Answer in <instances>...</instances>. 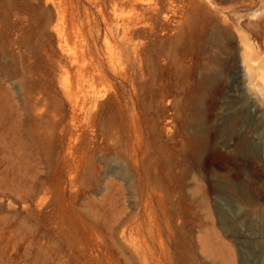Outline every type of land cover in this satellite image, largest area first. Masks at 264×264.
Wrapping results in <instances>:
<instances>
[{
  "label": "rangeland",
  "instance_id": "1",
  "mask_svg": "<svg viewBox=\"0 0 264 264\" xmlns=\"http://www.w3.org/2000/svg\"><path fill=\"white\" fill-rule=\"evenodd\" d=\"M93 1L0 0V264H264V0Z\"/></svg>",
  "mask_w": 264,
  "mask_h": 264
},
{
  "label": "bare ground",
  "instance_id": "2",
  "mask_svg": "<svg viewBox=\"0 0 264 264\" xmlns=\"http://www.w3.org/2000/svg\"><path fill=\"white\" fill-rule=\"evenodd\" d=\"M91 2L93 1V0H90ZM205 2L204 3H206V5L207 6H209L208 4H209V0H204ZM94 2V1H93ZM92 2V3H93ZM97 2V1H96ZM100 2V1H99ZM138 2H140V0L138 1V0H132V1H130V0H108V4H109V7H107L108 9H109V11H112V9L113 8H116V11H117V13H118V15H119V11H121L122 12V9L121 10H117L118 9V7H116L117 5H120V6H122V5H125V7H126V5L128 4V5H130V9L132 8V10L134 11V13H135V17H130L129 15V17L127 16V14H126V17H128V18H125V16H124V18H122V16H121V18H118V20H117V22L116 23H118L119 22V24H120V26L122 27L121 29H122V34H125L126 35V37L128 36L127 34H129V36L135 31L136 32V30H134V28H136V26L137 25H140L139 26V30L140 31H145L144 29H143V27L142 26H144L145 25V23L146 24H149L150 23V30H147L146 31V34H147V32L149 33V34H151V31H154V29L156 28L155 26H154V22H153V20H154V18L156 17V15H160L161 13H162V10L164 9L162 6H159L158 5V7L156 6V9H154L152 12L150 11H146L147 9H144V7H139L140 5H138L139 3ZM141 2H142V0H141ZM252 2V1H251ZM101 3V2H100ZM143 3V2H142ZM106 4H107V2H106ZM107 4V5H108ZM110 4H111V6H110ZM98 5H99V3H98ZM97 5V6H98ZM105 5V4H104ZM151 6H153V5H151ZM192 7H187V8H189V10L186 12V14L191 18L190 20L192 21V19L193 20H195L196 18H198V17H195V16H199V12L198 11H200L199 10V7H194L193 6V4L191 5ZM101 7H102V5H101ZM110 7L112 8L111 10H110ZM145 7H147V6H145ZM137 8H139L140 10H138ZM211 8V7H210ZM99 9H100V7H99ZM104 9V8H103ZM214 9V8H213ZM106 11V10H105ZM131 11V10H130ZM237 11V10H236ZM112 12H114V11H112ZM100 13V12H99ZM111 13V12H110ZM123 13V12H122ZM128 13V12H127ZM101 14V13H100ZM125 14V13H124ZM129 14H130V12H129ZM163 14H165V13H163ZM162 14V15H163ZM169 14V13H168ZM101 15H103V14H101ZM110 15V14H109ZM111 18H112V16H110ZM110 18V19H111ZM109 19V18H108ZM107 20V19H106ZM228 20V19H227ZM233 20H234V18H233ZM225 21H226V18H225ZM108 22V21H107ZM110 23V22H109ZM115 25V24H114ZM117 25V24H116ZM168 25V24H167ZM195 25H197V24H193V26H195ZM238 25H239V23H238ZM118 26V25H117ZM146 28V27H145ZM236 28V27H235ZM119 29V28H118ZM120 30V29H119ZM138 30V29H137ZM138 30V31H139ZM118 31V30H117ZM228 31H229V26L228 25H224V28L222 29V33H223V36H225V37H227L225 40H227L225 43H222V45L220 46V48H219V50L224 54V59H221L220 60V65L225 69V70H229V68H231L232 67V64H234L233 63V60H235L234 58V55L233 54H230L229 53V45L231 44V41L233 40V38H232V34L230 33H228ZM110 32V31H109ZM120 32V31H119ZM134 32V33H135ZM240 32V31H239ZM140 33H142V32H140ZM110 34V33H109ZM117 34V33H116ZM178 34V33H177ZM124 35V36H125ZM140 35H142V34H140ZM143 35H144V33H143ZM238 35H240L239 33H238ZM133 36H134V34H133ZM139 36V35H138ZM144 36H147V35H144ZM106 37V36H105ZM112 37V36H111ZM131 37V36H130ZM140 37V36H139ZM178 37V36H177ZM181 37V36H180ZM240 37V40H241V36H239ZM113 38V37H112ZM124 38V37H123ZM132 38V37H131ZM135 38V37H134ZM141 38V37H140ZM145 38V37H144ZM107 39V38H106ZM128 39V38H127ZM133 39V38H132ZM175 39V38H174ZM177 39V38H176ZM179 39V38H178ZM124 40V39H123ZM134 40V39H133ZM108 41V40H107ZM131 41V40H130ZM182 41V40H181ZM129 42V41H128ZM133 42V41H132ZM140 42V41H139ZM243 43V42H242ZM119 44V43H118ZM134 44V43H133ZM210 44H213V45H217V42L215 41V39H210ZM245 45H246V43H244ZM132 44H130V46H131ZM109 46V45H108ZM134 46V45H133ZM110 47V46H109ZM109 47H107V48H109ZM132 47V46H131ZM216 47V46H215ZM111 48V47H110ZM116 48V47H115ZM124 48V47H123ZM217 48V49H218ZM246 48H249V44H248V46L246 47ZM246 48H244V49H246ZM118 49V48H117ZM251 49V51H253L252 50V48H250ZM108 51H111V50H109V49H107ZM126 50V49H125ZM137 50H138V48H137ZM141 50V49H140ZM134 51V50H133ZM254 52V51H253ZM251 53L250 52V50L248 49L247 50V52H246V50H244L243 51V53L241 52L240 53V56H241V61H242V64H243V68L246 70V71H248L249 72V75L251 74L252 76H251V79H252V85L253 86H259V84H260V80L262 79V82L264 81V76H262V72H263V70H262V68H263V65H264V56L263 55H261L259 52H256L255 51V53ZM264 52V51H263ZM112 53H113V51H112ZM111 52L109 53L110 54V56H111V54H112ZM139 53V52H138ZM141 53V52H140ZM233 53V52H232ZM249 53H251V54H249ZM142 54V53H141ZM218 54V53H217ZM263 54V53H262ZM113 55V54H112ZM233 55V56H232ZM133 56V55H132ZM214 56H217V55H214ZM113 57V56H112ZM133 57H135V56H133ZM141 57V56H140ZM134 59V58H133ZM136 59V58H135ZM143 59V58H142ZM113 60V59H112ZM212 62V61H211ZM84 63V62H83ZM92 63V62H91ZM94 65H96V63L94 64ZM235 65V64H234ZM101 66V65H100ZM110 66V65H109ZM242 66V65H241ZM83 68H85V66L83 67ZM96 68V67H95ZM98 68H100V67H98ZM114 68V67H113ZM112 68V69H113ZM142 68V67H141ZM101 69V68H100ZM143 69V68H142ZM237 69H238V67H237ZM85 70V69H84ZM94 70V69H93ZM98 70V69H97ZM110 70V69H109ZM242 70V69H241ZM103 71V70H102ZM110 71H112V70H110ZM109 71V72H110ZM121 71V70H120ZM142 71V70H141ZM93 72L94 71H92L91 72V77H92V79H94V75H93ZM115 72V71H114ZM124 72V71H123ZM229 72V71H228ZM231 72V71H230ZM245 72V71H244ZM128 73V72H127ZM143 73V72H142ZM146 73V72H145ZM117 74V73H116ZM123 74V76H122V79L123 80H126L127 79V74L125 73H122ZM263 74H264V72H263ZM132 75H133V73H132ZM99 76L100 75H98L97 77L99 78ZM102 76V75H101ZM110 77V76H109ZM113 77H114V75H113ZM117 77V76H116ZM115 77V78H116ZM145 77V76H144ZM144 77H142V78H144ZM141 78V79H142ZM213 78V76L211 77V74L210 75H205L204 77H203V79H204V81L205 80H211ZM91 79V80H92ZM99 79H102L101 77L99 78ZM111 79V78H110ZM113 79V78H112ZM244 79V78H243ZM260 79V80H259ZM109 80V79H108ZM144 80V79H143ZM142 80V81H143ZM221 80V79H220ZM84 81V80H83ZM101 81V80H100ZM140 82H141V80H140ZM90 83V82H89ZM106 84V83H105ZM108 84V83H107ZM141 84V83H140ZM139 84V85H140ZM87 85V84H86ZM90 86V85H89ZM141 86V85H140ZM108 87H110V86H108ZM107 87V88H108ZM142 87V86H141ZM261 87V86H260ZM260 87H258L260 90L258 91V92H260L261 90H264V88L263 89H261ZM90 88H91V86H90ZM89 88V89H90ZM113 88V87H112ZM257 88V87H256ZM93 90V89H92ZM106 91V90H105ZM108 91V90H107ZM114 91H116V90H114ZM113 91V92H114ZM92 92V91H91ZM262 92V91H261ZM106 93V92H105ZM116 92H114V94H115ZM261 94V93H260ZM263 94H264V91H263ZM95 91L94 92H92V94L91 95H89V96H87L86 97V101L87 102H89L90 104H92L93 102H94V100L96 99L95 98ZM105 95V94H104ZM111 95H113V93L111 94ZM111 95H109V96H111ZM118 98V97H117ZM108 99V98H107ZM114 99V98H113ZM115 100V99H114ZM95 103H98L96 100H95ZM94 103V104H95ZM102 103V102H101ZM100 103V104H101ZM89 110H87V112H88ZM264 114V113H263Z\"/></svg>",
  "mask_w": 264,
  "mask_h": 264
}]
</instances>
